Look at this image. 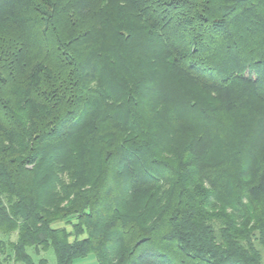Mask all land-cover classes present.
<instances>
[{"label": "trees", "instance_id": "obj_1", "mask_svg": "<svg viewBox=\"0 0 264 264\" xmlns=\"http://www.w3.org/2000/svg\"><path fill=\"white\" fill-rule=\"evenodd\" d=\"M262 250L264 0H0V264Z\"/></svg>", "mask_w": 264, "mask_h": 264}, {"label": "rangeland", "instance_id": "obj_2", "mask_svg": "<svg viewBox=\"0 0 264 264\" xmlns=\"http://www.w3.org/2000/svg\"><path fill=\"white\" fill-rule=\"evenodd\" d=\"M121 75H124V72H123V69H122V67L120 66V67H117L116 69H114V70H107L106 71V74H105V76L107 77V78H110V79H107L108 81V84L110 85V86H113L112 87V91L114 92V91H116V90H118L119 88H120V86H119V84H118V82H117V79H118V77L119 76H121ZM112 80H114L113 81V83H112ZM115 96H116V94H115ZM239 114H235L233 117H232V115H231V117L232 118H230V119H233V118H235V117H237ZM226 121V120H225ZM227 122V121H226ZM230 123H232L233 124V126H237V125H241V121H231ZM239 128L240 127H238V129H237V131L235 132V133H233L229 138H227V140L229 139V142L230 143H235V141L237 140V139H239V137H238V135L241 133L240 131H238L239 130ZM217 135V134H216ZM219 136V135H218ZM221 136V135H220ZM221 137H223V136H221ZM226 137V136H225ZM252 138V136H250L249 138H248V140H247V142H248V146L249 147H251L253 150L254 149H257V150H259V149H261V140H259V139H257V140H254V139H251ZM220 142H215V144H214V146H213V148H212V154H214V155H219L220 154V152H221V150H222V147L220 148ZM228 144V143H227ZM247 144V143H246ZM262 252V257H263V264H264V250H262L261 251ZM42 256L43 257H47V254L45 255V254H43L42 253ZM48 264H55L54 263V257H53V255L51 254L49 257H48ZM74 264H96V262L94 261V259L92 258V256H90V257H88V258H86V259H83V260H77V261H75V263Z\"/></svg>", "mask_w": 264, "mask_h": 264}, {"label": "crops", "instance_id": "obj_3", "mask_svg": "<svg viewBox=\"0 0 264 264\" xmlns=\"http://www.w3.org/2000/svg\"><path fill=\"white\" fill-rule=\"evenodd\" d=\"M88 257H90V256H88ZM88 257H86V258H88ZM86 258H84V259H86ZM92 258L94 259V261L96 262V260H95V258L92 256ZM79 260H83V259H79ZM77 261V260H76ZM75 263V262H74ZM97 264V263H96Z\"/></svg>", "mask_w": 264, "mask_h": 264}]
</instances>
